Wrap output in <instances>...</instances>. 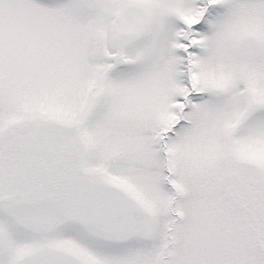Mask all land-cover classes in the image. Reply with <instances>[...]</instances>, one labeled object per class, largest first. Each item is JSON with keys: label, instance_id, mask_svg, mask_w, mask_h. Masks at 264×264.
Instances as JSON below:
<instances>
[{"label": "snow or ice", "instance_id": "obj_1", "mask_svg": "<svg viewBox=\"0 0 264 264\" xmlns=\"http://www.w3.org/2000/svg\"><path fill=\"white\" fill-rule=\"evenodd\" d=\"M0 264H264V0H0Z\"/></svg>", "mask_w": 264, "mask_h": 264}]
</instances>
